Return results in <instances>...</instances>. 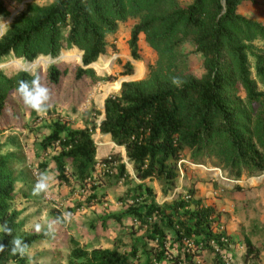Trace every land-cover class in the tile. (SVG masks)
Masks as SVG:
<instances>
[{"label": "trees", "instance_id": "trees-1", "mask_svg": "<svg viewBox=\"0 0 264 264\" xmlns=\"http://www.w3.org/2000/svg\"><path fill=\"white\" fill-rule=\"evenodd\" d=\"M243 1L30 2L0 36V64L12 55L33 61L57 58L71 48L81 52L80 63L62 61L34 72L0 68V134L31 126L22 105L36 116L37 109L19 91L22 82L29 90L37 85L47 90L41 108L50 114L62 97L77 104L90 88L114 80L100 75L93 64L105 53L108 37L128 19L136 20L129 40L132 59H141V35L157 53L144 78L122 81L119 92L105 99L99 124L72 128L56 121L42 140L44 151H55L51 164L59 183L93 192L87 205L97 196V163H116L115 182L134 185L122 197L127 208L113 217L137 220V226L131 225L134 234L144 230L127 252L89 248L72 236L67 264H141V257L144 264H239L223 259L222 251L234 237L220 229L216 208L198 196L195 183L175 190L179 162L187 151L189 161L210 163L230 179L264 175V24L239 12ZM9 15L0 1V16ZM185 43L204 57L201 76L187 70V56L180 52ZM135 69L127 61L119 75H132ZM97 128L124 148L125 155L117 150L97 158ZM5 148L0 138V264H33L28 250L50 235L47 228L25 230L22 211L14 207L21 160ZM153 180L171 199L157 201ZM51 214L58 224H66L61 210L52 208ZM254 234L245 237L242 264H253L264 250L251 240Z\"/></svg>", "mask_w": 264, "mask_h": 264}, {"label": "rangeland", "instance_id": "rangeland-1", "mask_svg": "<svg viewBox=\"0 0 264 264\" xmlns=\"http://www.w3.org/2000/svg\"><path fill=\"white\" fill-rule=\"evenodd\" d=\"M0 1L10 12L9 16H0L1 36L28 3L45 5L51 0ZM193 1L179 0L181 4H190ZM238 10L243 15L264 24V0H245ZM135 23V19H128L121 23L118 31L108 37L105 53L99 57L96 64H93L100 75H112L115 77L114 80H104L90 88L86 91L85 100L77 104L70 102L65 96L62 97L50 114L41 108L37 110L36 116H31L22 105L21 112L25 111V119L30 121L31 126L27 129L9 128L0 134L1 140L6 142L5 152H17L21 160L20 178L16 184L18 198L14 202V207L22 211L20 218L25 221V230L47 228L49 231L50 236L47 239L36 242L28 250L33 264H67L69 239L72 236L89 248L118 247L120 251L127 252L131 249L136 237L144 233V230L136 234L132 232L131 225L138 224L134 218L120 222L113 217L127 208L122 197L134 185L115 182L116 163L113 166L97 163V170L94 172L97 196L90 201L91 205H87V197L93 192L89 189L84 190L79 185L73 188V186L59 183L56 178L57 172L51 164L55 151L51 149L44 151L41 145L44 137L54 129L56 121L67 123L72 128H82L94 122L99 124L104 117L105 99L119 92L121 82L139 80L148 74L150 65H154L157 60V53L145 41V36L141 35L139 39L141 59L139 61L132 59L129 40ZM180 52L187 56V70L190 73L201 76L205 72L204 57L201 53L195 52L191 44L185 43ZM62 61L80 63L81 52L77 48H71L64 50L57 58L41 56L33 61L12 55L4 59L0 68L34 72L38 68L44 70L49 65ZM127 61L135 65V73L120 76L119 73ZM93 138L98 147L97 158L117 150H121L125 155L124 148L114 145L109 135L102 134L98 128L93 132ZM188 155L187 151L184 159L179 162V186L175 191L195 183L198 196L207 205H213L216 208L220 216V229L234 237V242L223 249V259L242 264L247 235L255 232L250 236L251 240L253 243L264 246V175L250 178L243 176L240 180L230 179L224 171L210 163L203 165L189 161ZM46 162L47 168L42 169V165ZM127 165L132 173L131 165L128 163ZM100 181L104 184L98 186ZM40 182L46 184L45 189L37 188ZM152 184L157 192V201L163 203L171 199V196L163 194L156 180H153ZM52 208L62 211L66 220L65 225L61 226L56 222L51 214ZM144 261L145 258L141 257L140 263L144 264ZM252 263L264 264V250L260 258Z\"/></svg>", "mask_w": 264, "mask_h": 264}, {"label": "clouds", "instance_id": "clouds-1", "mask_svg": "<svg viewBox=\"0 0 264 264\" xmlns=\"http://www.w3.org/2000/svg\"><path fill=\"white\" fill-rule=\"evenodd\" d=\"M20 93L24 97V101L26 104L31 105L37 110H41V105L43 101L47 98V90L40 88L38 85L35 87L34 91L29 90V86L26 83H21L19 88ZM38 189H45L46 184L44 182H40L37 185ZM15 251V250H14Z\"/></svg>", "mask_w": 264, "mask_h": 264}, {"label": "crops", "instance_id": "crops-1", "mask_svg": "<svg viewBox=\"0 0 264 264\" xmlns=\"http://www.w3.org/2000/svg\"><path fill=\"white\" fill-rule=\"evenodd\" d=\"M114 145H116L117 146V144H115L114 142H112ZM122 148V147H121ZM131 174H134L133 172L131 173Z\"/></svg>", "mask_w": 264, "mask_h": 264}, {"label": "built area", "instance_id": "built-area-1", "mask_svg": "<svg viewBox=\"0 0 264 264\" xmlns=\"http://www.w3.org/2000/svg\"><path fill=\"white\" fill-rule=\"evenodd\" d=\"M101 165H105L104 163H102ZM106 166V165H105Z\"/></svg>", "mask_w": 264, "mask_h": 264}]
</instances>
